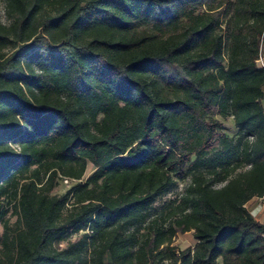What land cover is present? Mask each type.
<instances>
[{
  "label": "trees",
  "instance_id": "1",
  "mask_svg": "<svg viewBox=\"0 0 264 264\" xmlns=\"http://www.w3.org/2000/svg\"><path fill=\"white\" fill-rule=\"evenodd\" d=\"M2 1L0 264H264V0Z\"/></svg>",
  "mask_w": 264,
  "mask_h": 264
},
{
  "label": "rangeland",
  "instance_id": "2",
  "mask_svg": "<svg viewBox=\"0 0 264 264\" xmlns=\"http://www.w3.org/2000/svg\"><path fill=\"white\" fill-rule=\"evenodd\" d=\"M0 18L2 21L6 22V17H5V13H4V3L2 0H0ZM257 62L259 64H263L264 65V47L261 48L260 50V55L259 58L257 59ZM264 103V101H263ZM224 127H225V131L228 135L233 136L236 133V129L233 126V122L230 118H228L227 120L222 121ZM93 170V166L91 164L87 165L86 168V172L84 174L85 178L86 176H88ZM183 184L184 182H179L178 185L167 195H165L164 197H162L161 199H159L155 205L160 206L163 202H165L166 200H169L171 198H173L174 196H176V194H178L182 188H183ZM69 187V183H65L64 181H58L57 186L53 189L54 193H62L64 192L66 189H68ZM7 216L9 217V224L10 226L14 225V222L16 220V214L12 213V210L9 209ZM3 227L0 224V233L2 232ZM76 238V236H73L72 239ZM66 243L62 242L60 244V246H64ZM174 244L176 245V248H178L179 250H183L187 247H193L195 244V240L192 236V231H187L184 233H178L175 237H174ZM218 263H220V259L218 260Z\"/></svg>",
  "mask_w": 264,
  "mask_h": 264
},
{
  "label": "crops",
  "instance_id": "3",
  "mask_svg": "<svg viewBox=\"0 0 264 264\" xmlns=\"http://www.w3.org/2000/svg\"><path fill=\"white\" fill-rule=\"evenodd\" d=\"M246 206L257 220L264 223V197H254Z\"/></svg>",
  "mask_w": 264,
  "mask_h": 264
},
{
  "label": "built area",
  "instance_id": "4",
  "mask_svg": "<svg viewBox=\"0 0 264 264\" xmlns=\"http://www.w3.org/2000/svg\"><path fill=\"white\" fill-rule=\"evenodd\" d=\"M64 182H65V183H67V182H68V180H67V179H64Z\"/></svg>",
  "mask_w": 264,
  "mask_h": 264
}]
</instances>
